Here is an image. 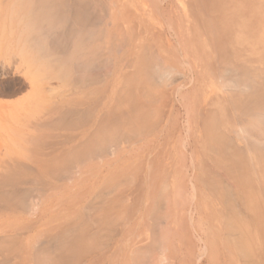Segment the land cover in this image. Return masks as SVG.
I'll return each instance as SVG.
<instances>
[{"label":"rangeland","instance_id":"rangeland-1","mask_svg":"<svg viewBox=\"0 0 264 264\" xmlns=\"http://www.w3.org/2000/svg\"><path fill=\"white\" fill-rule=\"evenodd\" d=\"M181 1L69 0L70 8L94 18L92 25L112 31L88 47L73 43L79 47L73 57L95 58L88 85L78 83L79 73L65 82L28 76V59L13 42L21 31L11 21L13 4L0 8V264H251L253 248L244 247L250 230L237 231L232 213L240 225L255 218L220 164V143L198 129L200 105L209 107L224 93L209 71L217 60L210 42L215 32H203L206 14L192 0L190 46L175 38ZM145 55L168 68L163 78L144 84L158 95L153 103L143 102L137 89L144 77L135 78ZM110 56L119 69L114 74ZM121 86L129 97L117 101ZM63 98L81 104L63 105ZM84 103L93 105L89 113ZM135 105H148L141 120L113 115ZM59 106L60 115L49 119ZM50 120H58V129H41ZM89 120L94 130L105 128L90 139L83 131ZM35 139L55 142L54 152L43 157ZM18 157L32 162L24 168L29 172L14 164ZM19 176L27 178L8 182Z\"/></svg>","mask_w":264,"mask_h":264},{"label":"bare ground","instance_id":"bare-ground-1","mask_svg":"<svg viewBox=\"0 0 264 264\" xmlns=\"http://www.w3.org/2000/svg\"><path fill=\"white\" fill-rule=\"evenodd\" d=\"M0 2L1 9L7 8L10 3L13 4L12 17L15 20L11 18V21H14V24L17 23L18 29L21 30L20 36L14 38L13 42L14 45H20V53L28 59V76H33L35 75L33 73L36 72L47 79L56 78L65 82L63 79L67 76L79 73L82 75V82L79 80L78 83L83 84L86 81L85 84L88 85L89 80L93 78L92 69L95 58H92L91 55L87 58L84 53L82 58L73 57V52H78L79 48H73V43L77 42L82 47H88L89 44H94L96 37L101 40L110 38L111 29L104 27V23L101 24L104 27L102 29H99L101 26L92 25L94 18L88 14L81 15L83 12H77L74 5L75 9L70 8L69 0H6L4 5V1L0 0ZM195 2L198 3L200 12L206 14L204 19L207 24H204L203 18L200 21L203 32H210V30L215 32V42L212 40L210 42L214 45L213 49L216 50L214 60L216 58L217 60L213 63L212 68L209 67V71L224 90L222 97H219L216 103H212L209 107L200 105L196 114L200 118L198 129L204 139L220 143L218 154L225 157L220 164H224L230 179L245 193L242 201L245 199L247 210L250 209V214L255 218V221L253 224L240 225L239 217L235 211L232 213L233 215L231 214L232 217H235L232 220L237 231L242 230L244 234L250 230L247 235L250 236V240L245 243L244 247L253 248L251 264H264V0H255L254 2L251 0H195ZM190 3L192 7V0ZM209 4L213 7L207 11ZM59 26L61 28L63 26V28L59 37L56 38V29ZM14 29H16V25ZM205 36L209 38L206 34ZM111 47L113 46L110 45ZM92 51H95V48ZM109 51L113 52L111 49ZM109 51H107L108 54L111 53ZM125 56L120 61L127 57ZM110 57H108L111 60L108 61L107 67L112 66L114 74L117 72L118 66L115 64L114 56ZM145 57H142L137 65L138 70L135 76L140 73L144 77L141 84L138 83L137 89L144 96H142V100H145L143 102L150 99L151 102H149L153 103L157 99L155 95H158L153 92L154 95L149 94L147 85L144 84L147 80H154L156 77L163 78L168 68L164 62L157 60L155 55H145ZM215 63L216 65H214ZM123 89L121 86L117 90L119 92L117 101L129 95V91H126L128 88H125V91ZM130 96H133L131 90ZM132 99L136 101L133 97ZM62 102L63 105L77 106L81 104L74 98L69 100L63 98ZM89 103H94V99L92 98ZM148 105L146 107L135 105L123 112L118 110L117 114L113 115L121 120L127 119V117L141 120L144 115L142 107L146 110ZM84 106V111L89 113L93 105L84 103ZM63 107L52 108L46 116L49 119L58 117ZM142 111L143 113H141ZM57 119L59 120V118ZM58 120L44 122L41 124L42 128L39 127L56 130L59 125ZM89 121L87 128L85 127L83 131L90 139L105 128L99 127L94 130L95 121ZM256 126H261V129L260 132L254 134L251 129ZM41 129L40 131H42ZM31 143L38 145L39 149L44 151L43 157H49V152L54 148L53 144L56 145L55 142L46 144L36 139L31 140ZM82 147L83 144L80 148ZM15 160L17 162L13 161L16 162L14 164H17L22 172H29L24 168L31 166L32 162L19 157ZM38 163L39 165L46 164L41 161ZM25 178L13 177L8 182L17 184L20 179L25 181ZM19 184L27 186L24 182ZM4 211L6 217L10 218L13 209L7 207ZM21 214L26 218L24 213ZM7 230H13V228H7ZM64 257L66 255L62 256V258ZM40 264L42 263L40 262Z\"/></svg>","mask_w":264,"mask_h":264},{"label":"crops","instance_id":"crops-1","mask_svg":"<svg viewBox=\"0 0 264 264\" xmlns=\"http://www.w3.org/2000/svg\"><path fill=\"white\" fill-rule=\"evenodd\" d=\"M182 3V7H183V18L181 21H179L177 19L176 16H178V13H176L174 17L175 20H174V34H175V38H181L182 39V42H183V45L186 47V46H190V43L191 41H188L190 38H189V34H191V21H190V18H191V15H190V0H182L181 1ZM180 5V3H179ZM180 14V13H179ZM178 36V37H177ZM189 38V39H188Z\"/></svg>","mask_w":264,"mask_h":264}]
</instances>
